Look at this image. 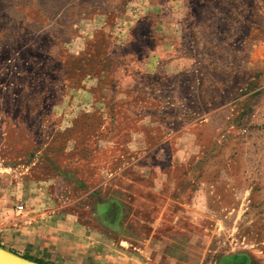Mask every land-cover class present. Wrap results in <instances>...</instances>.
Returning <instances> with one entry per match:
<instances>
[{
	"label": "rangeland",
	"instance_id": "obj_1",
	"mask_svg": "<svg viewBox=\"0 0 264 264\" xmlns=\"http://www.w3.org/2000/svg\"><path fill=\"white\" fill-rule=\"evenodd\" d=\"M119 1L0 0V247L264 264V0L177 5L175 76L105 55Z\"/></svg>",
	"mask_w": 264,
	"mask_h": 264
},
{
	"label": "crops",
	"instance_id": "obj_2",
	"mask_svg": "<svg viewBox=\"0 0 264 264\" xmlns=\"http://www.w3.org/2000/svg\"><path fill=\"white\" fill-rule=\"evenodd\" d=\"M190 1L193 0H120L121 6L118 17V22L121 25L119 27L120 33H111L109 30L111 21L107 20L103 21L97 28V30L113 36L116 41L115 45L113 47L111 45L105 55L109 58L123 55L128 56L132 60L142 59V69L149 68L146 71L152 73L158 70L159 72H164L166 76H175L179 72H183L188 67L183 60V64L180 65L181 59L176 54L177 45L173 35L176 26L183 19L182 12L177 10L176 6ZM209 2L210 0H194L193 5L202 7L209 4ZM184 14V18L193 19L192 11L189 10L187 14ZM142 24L144 25L143 27H141ZM204 30L202 33L205 35L211 32L208 29ZM223 33L222 31L221 33L219 32V34ZM143 40H147V45L142 44ZM69 44L70 42L68 41L65 46ZM128 45L135 51L143 50L142 54L118 52L121 47ZM160 60L163 61L162 66L159 63ZM162 67L164 68L163 70ZM89 260L90 263L88 264H114L113 260L109 263V259L98 255L91 256Z\"/></svg>",
	"mask_w": 264,
	"mask_h": 264
},
{
	"label": "water",
	"instance_id": "obj_3",
	"mask_svg": "<svg viewBox=\"0 0 264 264\" xmlns=\"http://www.w3.org/2000/svg\"><path fill=\"white\" fill-rule=\"evenodd\" d=\"M109 214L112 218L114 212L110 211ZM0 264H38V263L24 259L23 257L18 256L0 247Z\"/></svg>",
	"mask_w": 264,
	"mask_h": 264
},
{
	"label": "built area",
	"instance_id": "obj_4",
	"mask_svg": "<svg viewBox=\"0 0 264 264\" xmlns=\"http://www.w3.org/2000/svg\"><path fill=\"white\" fill-rule=\"evenodd\" d=\"M3 220H4V213H3V209L0 207V233H1V229H2V225H3Z\"/></svg>",
	"mask_w": 264,
	"mask_h": 264
},
{
	"label": "trees",
	"instance_id": "obj_5",
	"mask_svg": "<svg viewBox=\"0 0 264 264\" xmlns=\"http://www.w3.org/2000/svg\"><path fill=\"white\" fill-rule=\"evenodd\" d=\"M13 253V252H12ZM15 254V253H14ZM17 255V254H16ZM21 257H23V256H21ZM24 259H27V260H30V261H33V262H36V263H38V264H44V263H41V262H38V261H34V260H31V259H28V258H26V257H23Z\"/></svg>",
	"mask_w": 264,
	"mask_h": 264
}]
</instances>
